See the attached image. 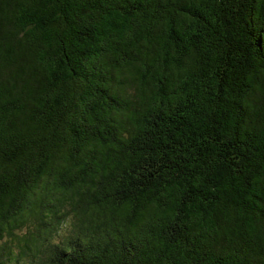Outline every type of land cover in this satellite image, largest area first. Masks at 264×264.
I'll return each instance as SVG.
<instances>
[{"label":"trees","instance_id":"1","mask_svg":"<svg viewBox=\"0 0 264 264\" xmlns=\"http://www.w3.org/2000/svg\"><path fill=\"white\" fill-rule=\"evenodd\" d=\"M0 264H264V0H0Z\"/></svg>","mask_w":264,"mask_h":264},{"label":"clouds","instance_id":"2","mask_svg":"<svg viewBox=\"0 0 264 264\" xmlns=\"http://www.w3.org/2000/svg\"><path fill=\"white\" fill-rule=\"evenodd\" d=\"M70 230V223L68 221H65L61 224L60 228L57 229V234L59 237H65L68 235V231ZM55 243H59V240H54Z\"/></svg>","mask_w":264,"mask_h":264}]
</instances>
